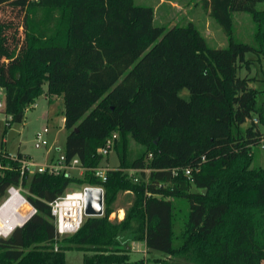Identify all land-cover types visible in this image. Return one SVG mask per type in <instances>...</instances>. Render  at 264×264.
<instances>
[{"label": "trees", "instance_id": "1", "mask_svg": "<svg viewBox=\"0 0 264 264\" xmlns=\"http://www.w3.org/2000/svg\"><path fill=\"white\" fill-rule=\"evenodd\" d=\"M263 1L200 0L228 38L211 48L191 22L154 25L152 7L134 0H0L3 135L38 97L61 98L63 154L87 170L24 178L36 213L0 239V264H65L66 250L80 251L82 264H127L137 242L165 255L157 264H264V168L253 166L264 76L259 90L238 75L247 54L264 60ZM234 12L250 14L251 44L234 39ZM113 133L118 165L101 181L91 170ZM130 140L141 147L133 159ZM126 169L140 170L137 182ZM17 182V173L0 178V200ZM72 184L100 186L103 214L59 237L48 203ZM121 192L129 204L111 219Z\"/></svg>", "mask_w": 264, "mask_h": 264}, {"label": "rangeland", "instance_id": "2", "mask_svg": "<svg viewBox=\"0 0 264 264\" xmlns=\"http://www.w3.org/2000/svg\"><path fill=\"white\" fill-rule=\"evenodd\" d=\"M137 5L151 6L153 9L154 25L164 26L169 29L172 25H185L191 22L204 37L207 45L211 48H225L228 44V38L223 32L222 28L209 16L208 11L201 6L200 0H134ZM264 7V1L257 5L258 9ZM233 37L235 40L251 44L253 42V34L255 31V24L247 12H234L232 21ZM248 64L242 63L238 68V75L240 77H253L255 81L252 86L256 89H263V84L260 82L264 76V60L258 58L255 54L249 53L246 55ZM180 95L187 99V90L183 89ZM57 98H54L56 101ZM53 101V102H54ZM48 102L45 95L38 97L34 104L26 107L23 121L19 124H12L7 129L5 138V147L10 153H15L18 150L21 153L29 155L38 163L47 162L50 154H62L64 142L66 138V130L62 123V105L58 103ZM258 102H264V94L258 98ZM53 103V105H49ZM6 117L0 114V137L2 136ZM249 125V121L242 127ZM47 132L43 133L44 129ZM258 129L264 133V126L259 124ZM37 133H42L43 139L46 141L44 146L36 148L35 137ZM264 146V142H263ZM256 145L253 148L255 159L254 167L264 168V147ZM59 149L58 150H56ZM140 145L133 140L129 141L128 158L133 159L140 152ZM101 164L107 166L109 169H114L118 165V157L114 151L109 152L108 156L101 161ZM101 166V165H99ZM82 170L67 169L66 173L73 177H84L87 170L83 167ZM130 176L128 169L125 170ZM76 184L68 187V192L79 189ZM131 194L121 192L118 194L114 204V213L119 210H124L128 206ZM65 264H82V253L76 250H66ZM165 255L159 252H151L150 254L144 252L132 251L130 255V262L133 264L136 260H146L144 264H157L153 261L154 258H164Z\"/></svg>", "mask_w": 264, "mask_h": 264}, {"label": "built area", "instance_id": "3", "mask_svg": "<svg viewBox=\"0 0 264 264\" xmlns=\"http://www.w3.org/2000/svg\"><path fill=\"white\" fill-rule=\"evenodd\" d=\"M5 90L0 86V114L6 117L5 113ZM4 126V127H5ZM47 132L45 128L43 133ZM116 134L105 141L104 146L99 150L102 157H107L109 152L113 150V140ZM36 146H44L46 141L43 139L42 133H37L35 137ZM4 135L0 137V178L4 174L17 173L18 182L10 184L4 192L3 198L0 200V239L7 238L16 228L22 227L24 223L36 213V209L30 204L27 199L28 191L23 184L24 178L37 173L62 174L66 173L67 169L82 170L78 158L74 157L69 162H66L64 154L59 155L55 160L40 164L32 159L29 155L17 151L10 153L5 147ZM151 154L148 155V158ZM109 169L103 166H97L92 169L93 175L101 181L106 180V170ZM176 170H173L175 174ZM130 177L134 182H137V177L134 175L140 172L138 169L128 170ZM145 173L149 170L145 169ZM185 175H189V170L184 171ZM93 187L103 189L100 186H83L79 190L66 192L52 202L48 203L50 215L53 218L56 235L59 237L68 236L75 233L82 224L84 215V189Z\"/></svg>", "mask_w": 264, "mask_h": 264}, {"label": "water", "instance_id": "4", "mask_svg": "<svg viewBox=\"0 0 264 264\" xmlns=\"http://www.w3.org/2000/svg\"><path fill=\"white\" fill-rule=\"evenodd\" d=\"M85 217H99L103 214V193L99 188L86 187L84 189Z\"/></svg>", "mask_w": 264, "mask_h": 264}, {"label": "crops", "instance_id": "5", "mask_svg": "<svg viewBox=\"0 0 264 264\" xmlns=\"http://www.w3.org/2000/svg\"><path fill=\"white\" fill-rule=\"evenodd\" d=\"M54 101V100H53ZM53 101H51V102H53ZM58 103L59 102V104H61L62 105V110H61V114H62V123H64V116H63V102H62V99L61 98H57L56 99V101H54L53 103ZM53 103H51V104H49V105H53ZM64 127V126H63ZM3 134V133H2ZM65 143V142H64ZM36 148H38L37 146H36ZM64 148V147H63ZM56 150H58L59 151V149H57L56 148ZM19 151V150H18ZM63 152H64V150H62V154H63ZM62 154H59V155H62ZM59 155H55V154H50V156H49V158L47 159V162H49V161H51V160H55L56 158H58L59 157ZM77 158V157H76ZM47 162H43V163H47ZM43 163H40V164H43ZM101 166H103V167H107V166H105V165H103V164H101ZM72 170H76V169H72ZM79 170V169H78ZM70 176H72L71 174H69ZM83 187V186H82ZM81 188V187H80ZM79 188V189H80ZM79 189H77V190H79ZM74 191H76V190H74ZM123 216H124V210H119V212L118 213H114V212H112V214L110 215V218L111 219H113V218H117L118 220H120V219H122L123 218ZM131 250L133 251V250H135V251H137V252H144V253H146L147 252V250H146V247H145V244L144 243H142V242H137V243H132L131 244Z\"/></svg>", "mask_w": 264, "mask_h": 264}]
</instances>
